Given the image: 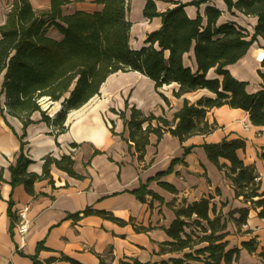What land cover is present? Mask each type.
<instances>
[{
  "label": "trees",
  "instance_id": "1",
  "mask_svg": "<svg viewBox=\"0 0 264 264\" xmlns=\"http://www.w3.org/2000/svg\"><path fill=\"white\" fill-rule=\"evenodd\" d=\"M156 1L159 0H145L142 15L148 21L158 17L159 27L147 32L144 44L134 49L129 43L132 25L128 18L130 0H95L101 4L100 10H77L70 14L62 13V6L69 0H50L45 10L34 9L29 0H11L5 20L0 25V111L5 122L4 112L18 118L23 125V133L19 136V154L14 164L9 166L12 190L17 185H23L28 194L36 196L35 182L46 179L53 185L51 166L70 177L81 178L73 169L72 154H63L59 158L47 154L42 157L40 174L28 172L27 166L32 160L23 151L25 128L34 122L31 114L38 111L41 120L53 126L55 135L63 133L67 129L65 120L68 112L99 95L102 83L116 72H139L154 82L155 89L175 82L178 84V89L173 92L175 97L198 89L213 93L212 97L202 96L195 102L184 99L171 120L153 113L145 114L126 102L125 109L118 113L128 130V136L123 139L127 141L129 152L136 154L140 162L144 160L151 134L156 135L159 141L165 133H169L183 143L191 136L213 132L219 126L214 119L209 120L207 113L214 107L227 105L240 108L248 113L253 125L264 127V89L249 93L246 82L235 79L226 68L238 61L258 37L264 39V0H222L231 15L237 11L256 18L252 33L236 27L231 21L217 24L221 11L214 6H206L205 19L199 12L195 17H189L184 9L186 5L198 7L210 0L187 3L165 0L172 6L162 11L157 10ZM51 27L61 34L60 39L48 35ZM189 53L194 59L193 68L184 64V57ZM188 57L191 59L190 55ZM209 70H213L214 77L207 76ZM48 102L60 103V109L53 116L42 109V104ZM110 131L115 134L112 122ZM70 145L76 147L75 143ZM192 147H184L183 155L188 154ZM202 147L208 160L231 182L234 197L248 207L229 210L227 217L222 212V207L226 205L224 202L217 210L210 197L192 202L183 200L173 208L175 218L164 228L170 240L162 242L161 252L171 256L153 264H233L238 261L240 249L228 247V224L232 223L237 230L246 226L250 209L256 211L257 217L264 218V191L261 190L259 175L254 165L245 164L237 155V150L245 147V141L223 138L216 143L204 142ZM93 153L100 152L94 150ZM258 157L264 163V147ZM182 159L172 160L169 168L157 173L154 178L170 173L172 166ZM160 186L176 192L166 182H160ZM146 187L147 184H141L131 193L141 202L146 194L163 201ZM13 205L9 197L7 215L12 237L18 220L12 210ZM92 214L119 224L125 223L104 210L91 207L70 213L67 217L79 220ZM190 219L195 227L188 231L186 227L191 226ZM196 229H200L202 234ZM134 230L145 231L147 228L135 227ZM241 244L249 252L256 251L254 238ZM41 249L48 250L43 242L36 245L35 254L30 256L32 264H41L37 260ZM15 250L24 255L17 245ZM180 253V256H174ZM260 256H264V252ZM97 257L99 264H108L99 255ZM58 259L82 264L66 255ZM56 260L50 257L46 264ZM123 264L149 263L132 259ZM247 264H264V261Z\"/></svg>",
  "mask_w": 264,
  "mask_h": 264
},
{
  "label": "crops",
  "instance_id": "2",
  "mask_svg": "<svg viewBox=\"0 0 264 264\" xmlns=\"http://www.w3.org/2000/svg\"><path fill=\"white\" fill-rule=\"evenodd\" d=\"M159 1H156L159 11L172 6L167 2L160 7ZM10 2L0 0V25L5 20ZM29 2L36 10L48 9L50 5V0ZM144 3L145 0H139L136 7L130 0L128 18L132 25L129 43L134 49L141 47L146 33L158 28L160 24L158 17L150 21L143 17ZM206 6H214L221 11L217 24L231 21L236 27L253 32L256 18L237 11L231 15L222 0H210L200 3L198 7L189 4L184 9L189 17L193 18L199 12L205 19ZM101 7L95 0H69L62 6V13L70 14L77 10L93 12ZM131 11H136L135 16L131 17ZM48 35L53 39L61 38V34L53 27L49 28ZM263 47L264 39L258 37L238 61L226 67L235 79L246 82L249 93L264 89V57L259 59L255 53L260 49L264 52ZM188 55L184 57V64L193 68L192 53ZM207 76L214 77L213 70H209ZM177 89L178 84L175 82L155 89L154 82L143 74L120 71L108 76L100 87L99 95L82 107L68 112L65 120L67 129L63 133L55 135L52 132L53 126L41 120L40 112H33L30 118L34 122L26 126L22 139L25 142L23 151L32 160L27 171L40 174L42 157L47 154L55 158L72 154L73 169L81 176L73 178L51 166L53 185L46 179L35 182L36 196L28 194L23 185L11 189L9 166L14 164L19 154V136L23 133V125L18 118L6 112L5 122L0 111V264H32L30 256L35 254L39 242L48 248L41 249L37 254L41 264H46L50 257L57 258L52 264H70L59 260L61 255L82 264H99L97 255L108 264H123L132 259L149 264L159 263L171 256L161 252L162 242L170 240L164 228L175 218L173 208L183 200L192 202L210 197L211 204H215L217 210L221 202L226 203L222 207L224 213L226 210L248 207L234 197L231 182L208 160L202 147L204 142L216 143L223 138L243 139L245 147L238 149L237 155L245 164L254 165L261 190L264 191V163L258 157L264 147V127L253 125L248 113L240 108L227 105L211 108L207 113L208 118L214 119L219 127L207 135L191 136L183 143L169 133H165L159 141L156 135L151 134L142 162L138 161L136 154L129 152L127 141L123 139L128 136V130L118 115L125 109L126 102L145 114L153 113L171 120L184 99L195 102L202 96H213L207 89H198L175 97L173 92ZM55 103L42 104L47 115L53 116L56 113L51 114L50 110ZM128 114L126 111V116ZM111 122L115 134L110 131ZM72 143L76 147H72ZM190 145L193 146L190 152L183 155L184 147ZM94 150L100 153L94 154ZM178 158L183 159L172 166L170 173L154 178L157 173L166 171L172 160ZM160 182L172 185L176 192L166 190L160 186ZM141 184H147L146 188L158 194L163 201L153 199L148 194L143 202L138 200L131 192ZM9 197L14 202L12 210L16 216L26 208L24 213L28 228L22 242L15 225L13 237L9 232ZM86 207L104 210L125 223L119 224L93 214L79 220L67 217ZM250 212L256 213L250 209L248 216ZM135 227L147 230L136 231ZM247 229L251 231L252 228L247 225ZM16 245L24 255L16 252ZM156 256L161 258L157 259Z\"/></svg>",
  "mask_w": 264,
  "mask_h": 264
},
{
  "label": "rangeland",
  "instance_id": "3",
  "mask_svg": "<svg viewBox=\"0 0 264 264\" xmlns=\"http://www.w3.org/2000/svg\"><path fill=\"white\" fill-rule=\"evenodd\" d=\"M185 2H189L190 0H184ZM167 1L160 0L159 6L163 7L164 4L166 5ZM132 4L136 7L139 5V0H132ZM134 12V13H133ZM131 11V17L135 16L136 11ZM134 44V42H132ZM224 213V212H223ZM225 216L228 217V211L224 213ZM236 216H238L236 214ZM189 224L191 226L186 227V230L191 231L193 226L192 219H190ZM247 225L250 226L252 229L251 231H247ZM247 225L242 226L240 230H237L236 227L232 224H228V230L229 235L226 236V239L229 241L228 247H238L240 249L239 252V258L237 262H234L233 264H247L249 262H262L264 261V256H260L261 252H264V218L260 219L257 218L256 213L250 212L247 220ZM199 234H202L200 229H196ZM250 238H254L256 240L257 244L256 251L249 252L246 248H244L241 244L242 241H247ZM155 252V251H154ZM180 254H174V256H180ZM155 258H161V257H155ZM163 258H167V256H163Z\"/></svg>",
  "mask_w": 264,
  "mask_h": 264
},
{
  "label": "built area",
  "instance_id": "4",
  "mask_svg": "<svg viewBox=\"0 0 264 264\" xmlns=\"http://www.w3.org/2000/svg\"><path fill=\"white\" fill-rule=\"evenodd\" d=\"M25 210H26V208H24L23 211L18 213V215H17L18 220L15 224V229H16V232L18 233V235L20 236L21 242L24 240V236H25L27 228H28L26 220H25V213H24Z\"/></svg>",
  "mask_w": 264,
  "mask_h": 264
},
{
  "label": "bare ground",
  "instance_id": "5",
  "mask_svg": "<svg viewBox=\"0 0 264 264\" xmlns=\"http://www.w3.org/2000/svg\"><path fill=\"white\" fill-rule=\"evenodd\" d=\"M141 2V1H140ZM255 53H256V56L259 58V59H262L263 57H264V52H263V50H256L255 51ZM59 102H56L55 104H54V106L50 109L51 110V114H54L55 112H57L58 110H59Z\"/></svg>",
  "mask_w": 264,
  "mask_h": 264
}]
</instances>
